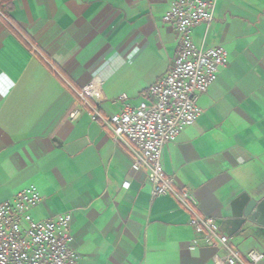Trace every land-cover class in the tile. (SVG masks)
I'll return each instance as SVG.
<instances>
[{
  "label": "crops",
  "instance_id": "obj_1",
  "mask_svg": "<svg viewBox=\"0 0 264 264\" xmlns=\"http://www.w3.org/2000/svg\"><path fill=\"white\" fill-rule=\"evenodd\" d=\"M173 1L15 0L0 14V204L36 187L43 200L32 217L70 214L79 264H215L224 254L194 247L190 213L175 197L154 195L147 173L132 168L130 147L89 109L69 118L96 79L98 99L85 98L109 117L121 96L140 104L170 71L179 40L163 17ZM193 39L224 47L228 65L162 163L175 189L220 222L241 197L264 199V0H218L214 22ZM231 238L243 257L264 251V230Z\"/></svg>",
  "mask_w": 264,
  "mask_h": 264
},
{
  "label": "built area",
  "instance_id": "obj_2",
  "mask_svg": "<svg viewBox=\"0 0 264 264\" xmlns=\"http://www.w3.org/2000/svg\"><path fill=\"white\" fill-rule=\"evenodd\" d=\"M217 1H173L163 20L176 30L178 52L170 71L143 93L140 104H130L123 95L117 100L121 110L104 116L85 98L98 99L100 83L96 79L79 93L82 105L69 118L75 120L89 109L93 121L110 129L116 144L128 145L134 159L132 168L147 173L154 195L173 196L190 213L196 233L194 247L204 244L223 250L222 256H214L215 264H264V251L254 249L243 257L232 238L221 231L219 221L198 212L194 195L187 189H175V179L166 175L162 163L166 146L196 123L202 114L200 96L208 92L220 70L228 65L224 47H199L193 39L195 28L214 22ZM123 186L129 188L130 183ZM42 200L37 188L31 186L0 204V264H79L80 257L71 246V215L35 220L31 212Z\"/></svg>",
  "mask_w": 264,
  "mask_h": 264
},
{
  "label": "water",
  "instance_id": "obj_3",
  "mask_svg": "<svg viewBox=\"0 0 264 264\" xmlns=\"http://www.w3.org/2000/svg\"><path fill=\"white\" fill-rule=\"evenodd\" d=\"M235 204L232 217L219 222L223 233L234 237L255 229L264 230V199L257 202L243 196Z\"/></svg>",
  "mask_w": 264,
  "mask_h": 264
},
{
  "label": "trees",
  "instance_id": "obj_4",
  "mask_svg": "<svg viewBox=\"0 0 264 264\" xmlns=\"http://www.w3.org/2000/svg\"><path fill=\"white\" fill-rule=\"evenodd\" d=\"M14 1L15 0H0V11L7 16L13 9Z\"/></svg>",
  "mask_w": 264,
  "mask_h": 264
}]
</instances>
